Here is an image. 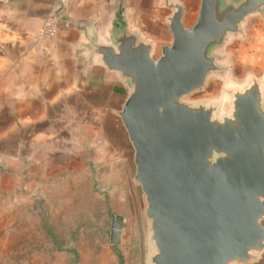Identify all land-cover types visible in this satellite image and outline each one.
<instances>
[{"label": "water", "instance_id": "water-1", "mask_svg": "<svg viewBox=\"0 0 264 264\" xmlns=\"http://www.w3.org/2000/svg\"><path fill=\"white\" fill-rule=\"evenodd\" d=\"M172 44L146 39L127 20L85 37L89 61L117 75L128 94L118 113L133 148L143 198L148 264H253L264 253V75L222 98L187 102L226 77L223 54L245 35L264 0H200L187 28L184 6L161 0ZM228 104L229 110L225 108ZM124 220L112 216L111 244Z\"/></svg>", "mask_w": 264, "mask_h": 264}, {"label": "crops", "instance_id": "crops-1", "mask_svg": "<svg viewBox=\"0 0 264 264\" xmlns=\"http://www.w3.org/2000/svg\"><path fill=\"white\" fill-rule=\"evenodd\" d=\"M175 1L185 14L197 8L196 0ZM51 15L59 17L58 34L42 43L40 30ZM170 15L161 0H69L67 7L59 0H0V196L10 189L13 205V180L4 181L9 173L21 174L22 188L41 195L48 160L66 154L78 166L88 161L87 172L103 177L106 195L122 198L128 176L133 182V148L118 116L128 91L117 75L88 60L85 37L103 38L114 22L127 20L160 54L172 44ZM35 172L44 174L37 184Z\"/></svg>", "mask_w": 264, "mask_h": 264}, {"label": "rangeland", "instance_id": "rangeland-1", "mask_svg": "<svg viewBox=\"0 0 264 264\" xmlns=\"http://www.w3.org/2000/svg\"><path fill=\"white\" fill-rule=\"evenodd\" d=\"M195 3V12L184 17L187 28L198 18L200 0ZM244 32V37L230 40L223 52L228 64L226 77H211L205 89L186 98L187 102L218 100L226 86L244 87L251 77H263L264 17H250ZM245 70L249 73L243 77ZM225 107L228 111L227 103ZM88 163L78 166L66 154H61L55 163L48 160L46 190L41 195L39 191L29 193L22 188L21 174L5 176V182L13 180L14 200L12 205L10 189L0 196V264H148L149 229L137 186L128 176L122 198L108 196L103 177L96 170V174L88 173ZM36 172L32 181L37 184L38 177L42 181L44 174ZM44 194L45 206L40 202L44 201ZM114 215L125 220L117 245L111 244ZM258 257L253 264H264V253Z\"/></svg>", "mask_w": 264, "mask_h": 264}, {"label": "built area", "instance_id": "built-area-1", "mask_svg": "<svg viewBox=\"0 0 264 264\" xmlns=\"http://www.w3.org/2000/svg\"><path fill=\"white\" fill-rule=\"evenodd\" d=\"M62 7H67L69 0H59ZM59 17L55 15L48 16L41 27L38 40L42 43L53 40L58 34Z\"/></svg>", "mask_w": 264, "mask_h": 264}]
</instances>
